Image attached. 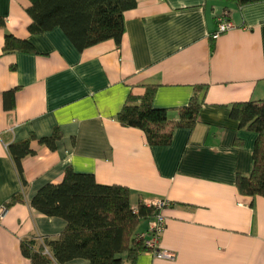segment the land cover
Here are the masks:
<instances>
[{"label":"crops","instance_id":"0c3cea01","mask_svg":"<svg viewBox=\"0 0 264 264\" xmlns=\"http://www.w3.org/2000/svg\"><path fill=\"white\" fill-rule=\"evenodd\" d=\"M28 6L0 0V264H32L20 241L64 229L62 218L30 200L67 168L127 187L133 207L165 202L156 248L173 258L145 251L125 264H264V197L242 194L235 183L251 172L256 134L230 116L232 104L264 99V1L136 0L124 12L119 47L106 40L82 51L58 28L31 34ZM219 19L233 27L211 39ZM6 32L34 50L2 52ZM144 85L154 86L152 104L168 110L170 123L192 96L200 99L193 127L151 146L142 130L120 124L128 95ZM55 128L54 149L38 142ZM31 135L22 182L8 145ZM14 194L22 201L6 206Z\"/></svg>","mask_w":264,"mask_h":264},{"label":"trees","instance_id":"16d2710c","mask_svg":"<svg viewBox=\"0 0 264 264\" xmlns=\"http://www.w3.org/2000/svg\"><path fill=\"white\" fill-rule=\"evenodd\" d=\"M31 34L60 29L77 51L106 40L120 46L124 32V12L136 6V0H28ZM264 0H235L238 5ZM213 49V41L210 44ZM32 43L10 33L4 34L2 52H32ZM12 94V91L8 94ZM154 86L144 85L141 93H130L117 120L123 126L142 130L149 145H167L173 130L192 128L201 100L195 95L177 110L170 123L168 110L154 107ZM230 116L256 134L252 152V169L248 176L238 175L236 187L249 196L264 197V99L231 105ZM170 124L169 128L168 125ZM167 128V129H166ZM31 135L26 140L8 145L17 175L23 182L21 161L32 155ZM60 138L57 128L38 142L50 149ZM22 201L14 194L6 206ZM30 206L45 216L59 217L65 227L55 238L30 236L20 241L22 254L32 264H63L73 259H86L89 264H125L148 251L139 234L140 223L153 218L158 209L138 202L130 204V191L121 185L96 182L91 173H77L67 168L57 183L41 186L30 200Z\"/></svg>","mask_w":264,"mask_h":264},{"label":"built area","instance_id":"2783aa9c","mask_svg":"<svg viewBox=\"0 0 264 264\" xmlns=\"http://www.w3.org/2000/svg\"><path fill=\"white\" fill-rule=\"evenodd\" d=\"M216 27L217 28H216L215 32L210 35L211 39H216L220 34L231 29L233 27V25L231 22H229L225 19H219ZM153 205L155 207H157L158 212L151 219V222L148 225L147 231L141 232L138 236L141 240H143L145 245L149 248L148 251L151 252L153 256H155L156 258L171 260L173 258L172 253L165 251V250H159L156 248V244L158 242L159 236H160V234L164 228V225H165L164 216L159 211L160 208L165 205V202L158 201Z\"/></svg>","mask_w":264,"mask_h":264}]
</instances>
